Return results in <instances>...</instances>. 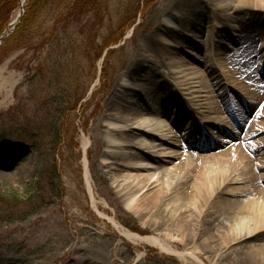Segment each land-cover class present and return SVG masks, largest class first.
Returning <instances> with one entry per match:
<instances>
[{"label": "rangeland", "instance_id": "1", "mask_svg": "<svg viewBox=\"0 0 264 264\" xmlns=\"http://www.w3.org/2000/svg\"><path fill=\"white\" fill-rule=\"evenodd\" d=\"M60 1L51 0L31 20V43L20 48L9 43L0 50V264H112L116 255L126 264H184L151 244L135 245L123 238L93 207L85 179L88 172L97 205L107 216L141 235L152 232L148 222L142 224L125 208L112 187L111 175L122 171L121 162L114 160L110 175L101 163L111 113L107 108L119 78L127 72L146 100L143 76L171 62L155 34L179 0H154L146 11L143 0H96L79 14L68 9V0ZM203 3L193 1L190 6L195 19L206 9ZM19 10L20 5L9 3L1 9L0 22L13 21ZM136 12V23L125 35L103 48L108 35H118L117 28ZM100 51H107V56L111 52L106 94L98 77ZM148 53L158 63L147 58ZM256 81L264 84L261 74ZM177 104L171 98L172 110L186 108L181 101ZM154 107L146 111L159 110L162 124H168L164 114L169 110ZM132 110L143 109L135 103ZM240 110L244 113L243 106ZM189 122L183 120L184 126ZM143 140L150 145L141 150L143 155L169 151L166 142ZM186 147L187 143L179 144L181 152ZM144 161L151 165L146 172L154 182L163 181V172L171 167ZM18 171L20 175L12 177Z\"/></svg>", "mask_w": 264, "mask_h": 264}, {"label": "bare ground", "instance_id": "2", "mask_svg": "<svg viewBox=\"0 0 264 264\" xmlns=\"http://www.w3.org/2000/svg\"><path fill=\"white\" fill-rule=\"evenodd\" d=\"M193 1L179 0L162 19L155 37L171 62L143 76L146 100L127 72L107 108L101 163L110 175L114 160L121 162L112 187L152 232H133L102 212L88 172L86 185L100 217L135 245L151 244L184 264H264V84L256 81L260 74L264 80V0H200L206 9L198 19ZM171 98L186 108L172 110ZM135 103L141 112L132 110ZM154 105L169 110L168 124L159 110L146 111ZM143 138L166 142L169 151L143 155L150 147ZM144 160L171 165L163 181L151 180Z\"/></svg>", "mask_w": 264, "mask_h": 264}, {"label": "trees", "instance_id": "3", "mask_svg": "<svg viewBox=\"0 0 264 264\" xmlns=\"http://www.w3.org/2000/svg\"><path fill=\"white\" fill-rule=\"evenodd\" d=\"M154 0H143L142 1V10L146 11L152 4ZM14 2L15 4H18L19 0H0V13H1V9H3L4 7L8 6L9 3ZM62 2H66V0H61L60 3ZM68 9L74 10L76 14H79L80 12L83 11V9L86 6H92L94 4H96V0H68ZM26 7L24 10V14L20 19V22L18 25H16V28L13 30L12 33L9 34L8 38L5 39L2 44L0 45V50L8 45L9 43H13L15 48H20L22 46H24L27 43H31L32 39L34 38V36H29V29H30V22L31 20L36 16V14L40 11V9H42L43 7H45L46 5H50L51 4V0H28L26 3ZM81 10V11H80ZM139 10V9H138ZM139 13V12H138ZM138 13H134L133 16H131L129 19H127L123 24H121L118 28V35L117 32H111V34L108 35V38L106 41L103 42L104 46L103 48H107L110 45H114L116 44V42L123 36L125 35V31L127 30V28H130L133 24L136 23V17L138 16ZM131 22V23H129ZM8 25V22H0V34L2 33V31L7 28L6 26ZM28 34L27 37H30L29 40H26V35ZM102 49V48H101ZM109 52V51H108ZM103 53V52H102ZM101 51L99 52V54H97V58H100L102 55ZM111 52L108 53V56L105 57L104 62L102 64V69H101V80H102V84H101V89L105 94L109 91V87L107 85V79L108 76H106V70H107V66L109 63V59L111 57L110 55ZM109 67V66H108ZM52 183V181H51ZM55 183L50 184V186H52ZM53 193L52 191L50 192ZM58 193V192H56ZM57 196H61V194H57ZM13 198V197H12ZM11 199V198H10ZM12 203H16L17 199H11ZM40 206H37L36 208H34L35 210H37V208Z\"/></svg>", "mask_w": 264, "mask_h": 264}, {"label": "water", "instance_id": "4", "mask_svg": "<svg viewBox=\"0 0 264 264\" xmlns=\"http://www.w3.org/2000/svg\"><path fill=\"white\" fill-rule=\"evenodd\" d=\"M24 1H25V0H23V1L20 3V5H21V9H20V12H19L17 18L9 24L10 29H9V30H4L3 33L0 35V43L5 39V37H7V36L9 35V32L15 27L16 23L19 22L20 16H21V14L23 13V7H24L23 2H24Z\"/></svg>", "mask_w": 264, "mask_h": 264}]
</instances>
